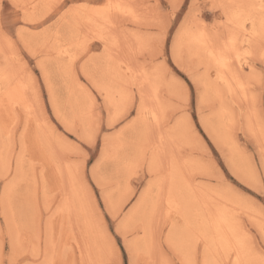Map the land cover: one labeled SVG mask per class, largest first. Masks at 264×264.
<instances>
[{
	"label": "snow or ice",
	"instance_id": "snow-or-ice-1",
	"mask_svg": "<svg viewBox=\"0 0 264 264\" xmlns=\"http://www.w3.org/2000/svg\"><path fill=\"white\" fill-rule=\"evenodd\" d=\"M3 7L4 0H0V9ZM37 8L43 11L37 14ZM11 9L17 13L15 17L0 14V34L9 42L13 53L17 49L23 51L27 48L24 33L51 37L46 39L44 46L59 47L66 70L74 74L80 88L95 106L89 123L81 125L76 121L64 120V127L56 125V134L72 147L75 164L73 183L87 205L92 227L102 238V243H98L94 250L87 236L83 243L78 238L72 243L69 257L66 246L61 252L55 243L49 248L47 242H42L37 252L29 250L20 236L11 232L0 233V264H264V219L248 228L244 226L247 221L235 215L226 221L228 227H218L210 234L191 226L187 231L186 247L177 248L176 255L171 251V230H168V240L161 235L157 241L154 234L148 254H155L156 258L150 262L143 260L144 252L139 246V241L144 238L141 233L146 234L147 225L154 223L158 215L171 217L173 214L174 192L163 173V164L158 163L155 156L149 155L147 151L136 157L116 158L120 172L119 199L113 195L112 189L106 187L99 171L110 142L119 139L120 143H125L127 130L142 122V113L149 110L146 101L150 93L146 86L151 85L153 78H156L174 89V119L182 124L185 137L202 147L206 153L204 159L213 174L225 177L218 187L239 195L243 201L253 205L257 199L255 194L258 193L261 215L264 216V67L257 71L253 61L248 59L256 56L264 65V0L258 3L255 0H221L211 4L210 8H201L193 0H184L182 9L178 4L172 5L171 12L159 19L158 27L152 33L151 67L138 59L121 56L109 48L108 40L105 39V33L109 37L115 35L121 30L125 18L136 15L134 5L113 3L112 0L107 3L101 0H46L42 5L22 4L14 0ZM177 9L180 10L175 20L180 28L177 29L175 24L170 28ZM205 10L219 12L220 15L210 27L207 24L203 29L191 27L193 16L199 18L200 11ZM206 19L212 21L211 16ZM189 28L192 39L186 41L183 36ZM94 39L104 41L103 52L89 47ZM194 50L211 51L217 79L222 80L229 95L242 94L243 99L248 100L249 88L255 80L259 81V131L257 121H253L250 116L247 128L243 120L240 126L244 132L243 140L247 142L250 137H255L259 145V158L255 159L257 153L253 151L251 159H255V166L245 174L236 172L225 154L224 160L228 168L232 169V176H229L224 171L225 164L220 162V157L215 156V149L209 144L210 140L217 144L219 141L209 122L208 101L201 80L187 63V58ZM45 58V53L38 51L32 53L30 60L23 61L24 75L31 81L33 91L42 78L47 80ZM117 64L121 66L122 74L126 70L125 79L128 81V85L122 87L121 103L113 101L107 88L113 66ZM211 67L209 65V70ZM245 67L249 69L247 72L242 71ZM224 94L223 91L219 93L221 98ZM25 99H29L27 94ZM48 99H52L51 92ZM252 99L254 102L255 96ZM22 106L11 100H6L4 104L5 111L10 114L13 108ZM19 119L17 116V121ZM153 121L156 126H160L159 114L154 109L152 120H144L143 124L152 130ZM27 127L25 122L24 132L18 133L21 156ZM94 148L100 153L99 158L94 154ZM158 168L161 171H157ZM142 171L146 183L134 188V180ZM20 173V158L9 154L0 156V187L4 190L6 207L7 198L17 188ZM247 189L252 192H247ZM54 194L59 204L51 208L45 204L41 212L51 214L63 210L68 192L65 190ZM179 207L177 203V215ZM177 256L180 258L177 259Z\"/></svg>",
	"mask_w": 264,
	"mask_h": 264
},
{
	"label": "rangeland",
	"instance_id": "rangeland-1",
	"mask_svg": "<svg viewBox=\"0 0 264 264\" xmlns=\"http://www.w3.org/2000/svg\"><path fill=\"white\" fill-rule=\"evenodd\" d=\"M34 1L32 3H34ZM101 2L105 3L106 0H101ZM172 2L177 3L182 9L184 0H125L124 1L125 4H130L135 6L136 15L135 17L125 18L121 30L115 34V37L119 39V42H117L114 45V47H110V49L118 52L121 56L125 57L126 59L127 58L138 59L142 63L147 64L148 67H151L149 62L151 60L150 47L153 40L152 33L154 29L158 27L159 19L162 16H166L169 12H171V6L173 5ZM193 2L197 5H200L201 8H203L204 6H208L210 8L211 4L218 3L217 0H193ZM12 3H13L12 0H4V7L0 9V14L5 16L15 17L17 13L13 9H11ZM37 3L38 2H36L35 4ZM179 10L180 9H177V11L173 14V19L169 26L170 28L172 24H175L177 29L180 28V25L177 24L175 20V17L179 15ZM42 11L43 9L41 8L35 9V12L37 14H39ZM219 15H220L219 12L213 13L208 10L200 11L199 18H197L195 15L193 16L191 20V27L196 25L197 23H201L204 26L207 24L210 27L211 23L214 22ZM209 16L212 17V21L206 19V17ZM5 27H9V26L5 25ZM24 35L26 38L25 40L29 42V43L27 42V45L29 44L28 47L31 50L27 47L24 48L23 51H19V49H17L16 53H13V50L10 47H8L9 42L4 38L3 34H0V44H1L0 77L4 71L8 72L9 75L16 74L19 78L20 77L23 78V79L20 78L21 79L20 81L22 82L24 81L23 84L25 86L24 88L25 90H22L23 92L21 93L17 92V96H16L17 101H14V103L17 102L15 103L16 105H23L22 107L13 108L11 114L7 112L8 113L7 116L6 113L5 114L2 113L3 111H5L4 106L0 108V116H1L0 123L4 127L5 124L7 123V127H5V130H2L0 124V156L4 154H9L21 159L22 170L19 179L17 181V188L15 191H13L14 198L12 204L14 208L13 214L15 220L17 221V223H20L19 225L23 224L22 225L23 227L21 226L22 229H26L25 231H23V234H25L28 237L29 242H26L28 249L33 250V248H35L34 251L39 252L42 242H47V244L51 245V247L52 244L55 243L56 246L61 250V252H63L66 246L68 248V256L71 257L72 243L76 242L78 238H79V242L83 243L85 237V235L83 234H85L86 232L85 228H83L81 225L77 226L76 223H74V221L77 219V216L74 215L73 211H69V213L58 211L50 214L47 211L41 212V209L45 207V204H47L48 208H51L52 205L54 204H59V201L56 199L54 192H62L66 190L68 192L67 198L69 199V197L71 196L70 194L71 183L68 181L69 180L68 171H70V173L75 177V164L73 161L72 147L71 145L59 139V137L56 134L58 131L56 125H59L61 128L64 127V123H63L64 120H68L69 122L76 121L78 124L83 125L84 123L82 120H84L83 117L87 113L86 106L88 107V105L91 104L92 101L88 98L86 100L87 103L85 104L84 101H82L84 99H80L81 97L87 98V94L80 88L79 84L74 78V74L72 78V75L69 72L66 73V68L64 67V64L62 62L64 58L59 54V47L56 45H49L48 47L44 46L46 39H50L51 37H45L43 35L37 36L29 33H24ZM21 47H23V45H21ZM89 47L100 52L104 51V43H102L101 40L99 39H94L89 45ZM38 51H43L45 53L46 58L44 62L48 70L47 80L45 81L42 78L41 83L37 84L36 90L33 91L31 88V81L28 79V77L24 75L25 69H24L23 61L30 60L32 58L31 53H35ZM194 53L195 50L192 53V55L187 58V63L191 67L192 71L198 74L199 78L201 75L200 80H202V77L209 74L210 79L214 81L217 78L216 68L211 67V70H209L206 59H204L200 55L199 57L197 54L195 55ZM49 56L51 57V59H48ZM248 59L253 61V63L257 68V71L259 70L260 67H264V65L261 64V62L256 56L249 57ZM236 63H238L237 65L239 66V62L237 61ZM248 70L249 69L247 67L242 69V71L244 72H247ZM17 71L20 73H18ZM117 72H118L117 76H116V72L112 73V75H115L116 78V80H114L115 81L114 83L118 84L119 86L122 85L123 87L127 86L128 81L125 79V76L127 75L126 70L125 73L123 74L120 72V70H118ZM228 75H231V73H229ZM118 76H120L119 79L117 78ZM68 78L69 79L72 78V79L68 80ZM25 81L28 82V84ZM74 81L76 82L74 83ZM216 82L218 84L217 87H219L217 94L213 95L212 93H210L209 96L206 94L208 101L207 106L209 108V122L211 126H213L214 130L216 127H218L216 128L215 133L217 134L216 135L217 137L223 138L224 145L223 142H219L217 144L216 142H213L211 140L209 141V144L213 149H215V156L220 157V162L225 164L224 171H226L229 176H232V169L228 168V163L227 161L224 160L225 154L227 155L229 160L230 157L234 156V158L236 159L235 160L236 166L240 165L241 167H244L245 170L248 172L251 167L255 166V159L259 158L258 155L259 145L256 142L255 137H250L247 140V142H245L243 140L244 132L240 130V126H241V121L243 120L244 126L245 128H247L249 116L253 121H258L257 119H260L261 101H260L259 81L258 79L255 80L253 82V86L249 88L248 100H244L242 94L241 95H236L235 93L231 95L227 94L225 85H223L218 80H216ZM42 84L44 85L43 87H41ZM72 86L74 89L69 90L71 89ZM167 86L169 85L166 84L162 86L161 88L162 90L160 92V97H159L162 100L161 102L166 106L164 112L165 118L163 119V122L160 125V127L157 129V127L153 126V129L150 131L149 137L147 138H144L142 135L143 133H141L143 127L141 128V130L140 129L138 130V126L140 124L133 128L134 131L132 129L127 130L126 133L127 141L123 144L119 143L120 147L117 148L119 149L118 153L119 152L122 153L124 150V153H127L128 158L132 157L133 152L129 150L133 149L134 151L136 149L135 145L136 147L137 146L139 147V145L141 144L140 146L142 147V149L144 148V151L149 152L148 154L150 155L151 151H153L154 148L158 145L157 135L159 132H161V128H163L164 133L170 130H171L170 132L173 131L172 129L175 128V124L176 123L178 124V122L174 119L176 115V111L173 106L175 94L170 93V91L167 89ZM50 90L52 94L51 100L48 99ZM70 91H72V93ZM74 91L76 94L73 93ZM221 91L225 93L224 94L225 96H223L222 98L219 97L220 96L219 93ZM22 94L24 96L23 98H22ZM24 94L25 95L27 94L29 99L26 100ZM253 96H255L254 102L252 99ZM1 97L2 94L0 95V98ZM75 98L77 99L79 98V99L77 100ZM89 101L90 103H88ZM70 105L72 106V108ZM55 106L57 107V110ZM27 107H31L33 110L32 109L29 110ZM3 108L4 110L1 111ZM222 108L223 109L225 108L224 112L226 113V115L222 118V122L220 121L221 122L220 124V122H218L216 118L217 115H219L218 112L222 110ZM94 110H95V106L93 105V110L91 114L93 113ZM12 114H14V118ZM63 115L64 117H62ZM105 115H106V111H105ZM17 116H19L20 118L19 121H17ZM25 122L27 123L28 127H27V132L25 133L23 156H21V148H20L21 139L18 133L24 132ZM216 123H218L219 125L218 124L215 125ZM141 126L142 125H140V127ZM135 128H137V130H135ZM137 131H140L139 134L142 136H139V134L136 136V134L138 133ZM257 131H259V121L257 122ZM130 134L133 135V137L132 136L129 137ZM10 135H11V140H9ZM227 136L228 137L230 136L229 137L230 139ZM129 138L131 139L130 142L128 141ZM134 143L136 144L132 145ZM125 144H127V147L128 146L129 147L127 148ZM147 144L148 146H146ZM2 146L4 149L2 148ZM130 147H132V149ZM234 148L235 150L238 149V151L236 150L237 153L234 152L235 151ZM5 149L8 150L7 153ZM173 149L176 152L177 154L176 156L179 159H182L183 161L189 163V168L191 165L190 170L192 174L190 173V170L187 174L189 183H192L194 187L196 186L203 187L205 191H207L206 193H208L207 194L208 198L210 199V197H213V199H210L211 203H215L217 200L218 202H224L223 200L225 199L222 200V196L225 193H229V192L222 190L218 186L224 182L225 177L223 175L216 176L213 174V170L208 166L206 160L204 159L206 153L202 149V147L189 140H187L186 142L185 138H181V139L176 138V143L174 142ZM232 150L233 152H231ZM253 151L257 153L255 159H251ZM93 152L98 158L100 157V153L97 152L95 148L93 149ZM130 152L132 155H129ZM238 153H240L242 157L239 154V158H238ZM123 155L124 154H122L121 156ZM61 157L62 160L60 159ZM111 160L108 161L106 166L102 165L99 171L102 175H104V177H106V180L108 181V183L105 182L106 187L115 190L117 189V187L121 188L120 184L118 185L117 183L119 182L118 178H120V172L118 174L117 171H114L113 163L115 160L113 159L112 162ZM240 161L247 162L246 166H244L245 163L243 165V162ZM163 167L166 168L165 165ZM232 168L234 167L232 166ZM233 179H235L234 176ZM144 183H146V180L144 178V172L142 171L140 173V176L138 178H135L133 187L134 188L138 187L139 185ZM211 189H213V191ZM246 191L249 193L252 192L251 189H247ZM3 193H4L3 187H0V233L6 234L11 232L13 234V230L14 233L18 232V230H16L17 226L16 228L14 227V223L11 222L10 224H8V222H6V220L3 217V209L1 202ZM117 193L119 194L120 192L118 191ZM186 194H187V198L186 200H184L188 212L186 217L184 216L183 218L182 217L183 214L180 212L179 215H177L176 204L173 203L172 216L168 217L166 214L164 216L158 215L153 224V228L155 230H157L159 226L162 225V228L160 227L161 229L159 228L160 229L159 231L158 230L155 231L156 238L160 239L162 235L163 238L166 240L168 230H170L172 227L181 234H183L182 238L178 241V245H180V247L178 246L179 249H184L186 247L187 231L191 226H195L198 230L204 233H209V234L211 233L210 229L207 228L205 223L208 214L206 212H203L201 209L204 207V203L201 200H197L198 198L194 199L190 195V190H188ZM255 195L257 197L256 203L254 205L248 203V205L251 204L249 205V207L251 208V210L248 209L249 212H245L248 211L246 210L247 209L246 207H245L246 208L245 211H242L243 209H241L238 206V204L235 203L237 202L238 198L241 199V197L237 194L230 192V196L232 200L226 201V209L231 211L232 216L235 215L237 218L241 219L242 221H247V223L244 226L248 228H251L253 223L258 225L260 220L264 219V216L261 215V209L259 206L260 198L258 196V193ZM218 196L220 197L221 200L217 198ZM67 198L65 199V202L68 203L71 202V201H67L68 200ZM223 206L225 207L224 204ZM32 208L34 210H31ZM237 208H239L240 211H238ZM72 209L74 208L72 207ZM251 215L252 216L257 215V217L254 216L255 219H253ZM28 216L32 217V219L34 220L36 219V221L34 222V220H31L30 218H28ZM50 219H52L53 221L54 231L53 233H51L49 238H47L45 235L46 232L45 229H46V224ZM26 221L28 222L31 221L30 224H28V229H27ZM32 222H34L33 227L31 226ZM24 224L26 227L24 226ZM19 225L18 228H21ZM97 234L98 233L94 234L93 232L88 233L87 238L91 242V244H92V236H94L95 239H98L97 241H99V236ZM141 235L143 236L144 232H142ZM139 242H141V240ZM171 251L173 255H176L173 249ZM78 256H79V249H77V257ZM155 258H156L155 254L149 255L144 253V255L142 256L143 260L149 262ZM177 259H179L178 256Z\"/></svg>",
	"mask_w": 264,
	"mask_h": 264
},
{
	"label": "bare ground",
	"instance_id": "bare-ground-1",
	"mask_svg": "<svg viewBox=\"0 0 264 264\" xmlns=\"http://www.w3.org/2000/svg\"><path fill=\"white\" fill-rule=\"evenodd\" d=\"M13 2H14V0H12ZM34 0H15V2H19V3H22V4H35L36 2H38L37 4L39 5H42L43 3H45L46 2V0H35L34 1V3H32ZM124 1L125 0H112V2L113 3H124ZM108 2V0H106V2L105 3H107ZM217 2L219 3V2H221V0H217ZM223 2H229V0H223ZM237 2H240V0H237ZM244 2H248V0H244ZM255 2H259V0H255ZM173 3V5L174 4H177V3H174V2H172ZM42 9V8H41ZM135 17V16H134ZM192 27H198V28H201V29H203L205 26L204 25H202L201 23H197L196 25H194V26H192ZM107 36H109L107 33H105V39H107L108 40V44H109V48L110 47H114V45L117 43V42H119V39L118 38H116L115 37V35H112L111 37H107ZM24 38H25V35H24ZM26 39V38H25ZM183 39L184 40H190V39H192V35H191V28H189V30L184 34V36H183ZM29 40V39H28ZM100 40V39H99ZM7 42V41H6ZM26 42H28L27 40H26ZM101 42L102 43H104V41L103 40H101ZM29 43V42H28ZM34 45V44H33ZM0 46H1V44H0ZM28 46H29V44H28ZM27 46V47H28ZM30 46H32V45H30ZM35 46V45H34ZM8 47H9V45H8ZM195 47V46H194ZM29 48V47H28ZM30 49V48H29ZM36 49V48H35ZM31 50V49H30ZM33 51V50H32ZM30 52V51H29ZM194 52V51H193ZM32 54V53H31ZM195 55L197 54L198 56L200 55L201 57H203L204 59H206V62H207V66L209 67V65H211L212 66V68H216V65H215V61L213 60V56H212V53H211V51L209 50V51H203V50H199V51H197V50H195V53H194ZM199 56V57H200ZM50 57V56H49ZM238 64V63H237ZM238 66V65H237ZM65 67V66H64ZM120 65H114L113 66V72L112 73H115L116 72V76H117V74H118V70H120ZM239 67V66H238ZM64 70H65V68H64ZM9 71V70H8ZM48 71V70H47ZM5 72V71H4ZM2 73L1 74V77H7V79H4V78H0V95L2 94V97L0 98V108L2 107V106H4V104H5V101L6 100H11L13 103H14V101H17V92H23L22 90H25L24 88H25V86H24V81L22 82V81H20L21 79H23L22 77H18L16 74H14V75H9L8 74V72H5V73ZM11 72V71H10ZM14 72V71H13ZM18 72V71H17ZM16 72V73H17ZM65 72V71H64ZM68 71L66 70V73H67ZM121 72V71H120ZM18 73H20V72H18ZM17 73V74H18ZM65 73V74H66ZM11 74V73H10ZM69 74V73H68ZM207 74V73H206ZM72 75V78H73V74H71ZM230 76V75H229ZM69 77H70V75H69ZM72 78H70V79H72ZM118 79L120 78V76H118L117 77ZM200 78H201V75H200ZM204 78V79H203ZM17 79V80H16ZM69 78H68V80H70ZM114 80H116V78H115V75H112L111 76V79H110V81H109V83H108V85H107V88H108V91H109V94L112 96V98H113V101L114 102H117V103H121L122 102V99H123V97H122V85H118V84H115L114 82ZM216 80H218L217 78L214 80V81H212L211 79H210V77H209V74H207L206 76H204V77H202V80H201V83H202V85H203V88H204V91H205V94H207L208 96L210 95V93H212L213 95H216L217 94V91L219 90V87H217L218 86V84H217V82H216ZM73 81V80H72ZM117 81H119V80H117ZM219 82H221L223 85H224V83L222 82V80H218ZM26 82V81H25ZM76 81H74V83H75ZM27 84H28V82H26ZM71 83V82H70ZM217 85H216V84ZM78 85V84H77ZM163 85H166L165 83H163L161 80H159V79H156V78H153V82H152V84L151 85H148V86H146L147 88H148V92L150 93V96L147 98V104H148V106H149V110L148 111H146V112H144V113H142V122L140 123V125H142L141 127H140V125L138 126V130L140 129L141 130V128L143 127V129L141 130V133H143L142 135H143V137L144 138H147V137H149V134H150V131L151 130H149L148 128H146L145 126H144V124H143V121L144 120H152V117H153V109L155 110V112L156 113H158L159 114V119H160V125L162 124V122H163V119L165 118L164 117V112H165V109H166V106L161 102L162 100L159 98L160 97V92H161V88H162V86ZM27 87V86H26ZM69 87V86H68ZM224 87V86H223ZM19 89V90H18ZM27 89V88H26ZM49 89H50V87H49ZM72 89H74L73 88V86L71 87V89H69V90H72ZM167 89L170 91V93H172V94H175V92H174V89H173V87L171 86V85H169V86H167ZM166 89V90H167ZM21 90V91H20ZM76 91V90H75ZM75 91L73 92L74 94H76L75 93ZM50 92H51V90H50ZM71 93H72V91H70ZM137 92H138V95H139V91L137 90ZM226 92V91H225ZM80 93V92H79ZM82 94V93H81ZM80 94V95H81ZM249 94V93H248ZM25 95V94H24ZM52 95V94H51ZM72 95V94H71ZM84 95V94H83ZM21 96V95H20ZM225 96V95H224ZM14 97H16V98H14ZM24 96H23V94H22V98H23ZM219 97H221V96H219ZM71 98V97H70ZM89 97L87 96V98H85V97H81L80 99H84V100H82V101H84V103L86 104L87 103V99H88ZM75 99H77V98H75ZM79 99V98H78ZM77 99V100H78ZM222 100V99H221ZM53 101V100H52ZM76 101V100H75ZM80 101V100H79ZM15 103H17V102H15ZM19 103H20V101H19ZM27 103V102H26ZM73 103H74V101H73ZM76 103V102H75ZM88 103H90V101L88 102ZM24 104V103H23ZM77 104V103H76ZM85 104H84V106H85ZM31 106V105H30ZM71 106V105H70ZM9 107H11L10 105H9ZM73 107H74V105H73ZM77 107H78V105H77ZM29 110H31L32 108L31 107H27ZM26 108V109H27ZM55 108H56V110H57V107L55 106ZM71 108H72V106H71ZM86 108H87V113L85 114V116L83 117V119L84 120H82L83 121V123L84 124H87V123H89L90 122V120H91V116H92V114H91V112H92V110H93V105H92V102H91V104H89L88 105V107L86 106ZM225 109V108H224ZM224 109L222 108V110H220L219 112H218V114L219 115H217V120H218V122H222V118L226 115V113L224 112ZM4 110V108L1 110V111H3ZM33 110V109H32ZM82 110V109H81ZM27 111V110H26ZM83 111V110H82ZM85 111V110H84ZM34 112V111H33ZM64 112V111H63ZM74 112V111H73ZM253 112V111H252ZM2 113H6V116H7V112H5V111H3ZM35 113V112H34ZM82 113H84V112H82ZM10 114V113H9ZM76 114V113H75ZM80 114H81V112H80ZM33 115V114H32ZM65 115V114H64ZM64 115L62 116V117H64ZM255 115V114H254ZM12 116H13V118H14V114H12ZM73 116V115H72ZM71 116V117H72ZM1 117V116H0ZM3 117V116H2ZM75 118V117H74ZM9 119H10V117H9ZM33 119V118H32ZM63 119V118H62ZM11 120H12V118H11ZM14 120V119H13ZM258 121H259V119H257ZM4 121V120H3ZM257 121V122H258ZM38 122V121H37ZM221 122H220V124H221ZM1 124V123H0ZM218 123H216L215 125H217ZM219 125V124H218ZM153 126L154 127H157V129L160 127V126H156L155 125V122L153 121ZM136 127V126H135ZM213 127V126H212ZM1 128H2V130H5V127L1 124ZM134 128V127H133ZM132 128V130L134 131V129ZM216 128H218V127H216ZM216 128H215V130H216ZM223 128V127H222ZM175 129V130H174ZM135 130H137V128H135ZM173 131L172 132H170V131H167L166 133H164L163 132V139H161V132H159L158 133V145L154 148V150L153 151H151V153H150V155H154L155 156V158H156V160H157V162L158 163H160V162H162V164H163V166L165 165L166 166V168H164L163 167V173L166 175V177H167V183L172 187V189H173V192H174V202L173 203H175V204H179L180 205V207H179V212L180 213H182L183 215H182V217L184 218V216L186 217L187 216V206L185 205V201L184 200H186V198H187V191L188 190H190V195L194 198V199H197V200H201L203 203H204V207L203 208H201L202 209V211L203 212H206L207 214H208V216L206 217V226H207V228H209L210 229V231H212V230H214V229H216V228H218V227H228L229 225H228V223H226V221L227 220H229L231 217H232V215H231V211L230 210H228V209H226V201H231L232 199H231V196H230V192L229 193H225L223 196H222V200L223 199H225V200H223L224 202H218V200L215 202V203H211L210 202V199H213V197H210V199L208 198V196H207V194L208 193H206L207 191H205V189L203 188V187H194L193 186V184L192 183H189V180H188V178H187V174H188V172H189V170L191 169V165H190V168H189V163L188 162H186V161H183L182 159H179L176 155V152L174 151V142L176 143V138L177 139H181V138H185L186 139V142H187V138L185 137V135H184V133H183V126H182V124L181 123H176L175 124V128H173L172 129ZM217 131H218V129H217ZM129 132V131H128ZM138 132V133H137ZM136 133V136L140 133V131H137ZM229 133V132H228ZM142 135H140L139 134V136H142ZM217 135V134H216ZM228 135V134H227ZM130 136H132L133 137V135H129V137ZM134 136H135V134H134ZM131 137V138H132ZM228 137V136H227ZM230 137V136H229ZM228 137V138H229ZM218 138V140H219V142H223V138H220V137H217ZM133 139H135V138H133ZM132 139V140H133ZM230 139V138H229ZM3 140V139H2ZM130 138H129V142H130ZM229 141H231V140H229ZM134 142H135V140H134ZM120 141H119V139H117V140H114V141H112V142H110V145H109V149H108V152H106L105 153V157H104V162H103V165H107V163H108V161L109 160H115L114 161V171H117V173L119 174V169H118V167L116 166V158H119V159H124V158H128L127 156V153H124V150H123V152L121 153V152H119L118 153V150L119 149H117V148H119L120 147ZM233 143V142H232ZM58 144V143H57ZM136 143H134V144H132V145H135ZM144 144H146V143H144ZM230 144H231V142H230ZM3 145V144H2ZM126 145V147H127V144H125ZM129 145V144H128ZM141 145V144H140ZM139 145V147H141ZM223 145H224V142H223ZM227 145V144H226ZM235 145V144H234ZM4 146V145H3ZM3 146H2V148H3ZM6 146V145H5ZM9 146V145H8ZM130 146H131V144H130ZM146 146H148V144L146 145ZM125 147V146H124ZM129 147V146H128ZM127 147V148H128ZM138 146L136 147V145H135V150L133 151V149H132V147H130L132 150H129V151H132L133 153V156L132 157H136V156H139V155H141L143 152H145L144 151V148L142 149V147L141 148H139ZM230 147V146H229ZM234 147V146H233ZM122 148V147H121ZM120 148V149H121ZM133 148H134V146H133ZM137 148H139V149H137ZM236 148H238V147H236ZM4 149V148H3ZM2 149V150H3ZM115 149H116V151H115ZM125 149V148H124ZM148 149H149V147H148ZM178 149V148H177ZM231 149H232V147H231ZM183 150V149H182ZM234 150H235V148H234ZM237 151H238V149H236ZM236 150L234 151L235 153H237L236 152ZM5 151H6V153H7V151L8 150H6L5 149ZM128 151V152H129ZM150 151V150H149ZM2 152V151H1ZM230 152V151H229ZM231 152H233V150L231 151ZM5 153V152H4ZM110 153V154H109ZM149 153V152H148ZM122 154H124L123 156H121ZM131 154V152H130V154L129 155H132ZM231 154V153H230ZM239 154L240 153H238V158H239ZM20 156V155H19ZM233 156V155H232ZM240 156H241V154H240ZM242 157V156H241ZM241 157H240V159H241ZM129 158H131V157H129ZM244 158H246V157H244ZM112 160H111V162H112ZM235 158H234V156L233 157H230V161H231V163H232V166L234 167V169L236 170V172H239V173H241V174H245L247 171L245 170V168L244 167H241L240 165H238V166H236V164H235ZM238 161H239V159H238ZM240 162H243V161H240ZM197 163V162H196ZM244 163H245V165H244ZM246 163L247 162H243V165L244 166H246ZM250 168V167H249ZM249 168H247V169H249ZM22 170V169H21ZM70 170V169H69ZM60 171V170H59ZM114 171H113V173H114ZM157 171H161V169H157ZM69 172V174H68V176H69V182L71 183V192H70V194H71V196L69 197V199L67 200V201H71V202H65V204H64V208H63V210H61L60 212H68L69 213V211H73V213H74V215L75 216H77V219L74 221V223H76V225L77 226H82L83 228H85V230H86V232H85V234H83V235H85V236H88V233H90V232H93L94 234L95 233H97L94 229H93V227H92V224H91V221H90V218H89V215H88V210H87V205H86V203L83 201V199H82V196H81V193L79 192V190H78V188H76V186L74 185V183H73V181H74V176L70 173V171H68ZM190 173L192 174V172H191V170H190ZM117 174V175H118ZM190 174V175H191ZM101 177H102V179H103V181H104V183L106 182V183H108V181L106 180V177H104V175H102L101 174ZM118 179H120V178H118ZM117 179V180H118ZM119 181V180H118ZM105 183V184H106ZM118 183V185L120 184L119 182H117ZM117 185V186H118ZM201 186V185H200ZM29 188V187H28ZM209 188V187H208ZM29 190V189H28ZM113 190V189H112ZM212 191H213V189H211ZM120 192L119 194L117 193V192ZM232 193V192H231ZM28 195V194H27ZM33 195V194H32ZM113 195L114 196H116L117 197V199H119V197H120V195H121V188H119V187H117V189H115V190H113ZM228 196V197H227ZM220 197H221V195H220ZM220 197L218 196L217 198H219L220 199ZM13 193L10 195V197L9 198H7V207L5 206L6 205V197H5V195H4V193H3V196H2V198H1V202H2V209H3V217H4V219L6 220V222H8V224H10L11 222L12 223H14V227L16 228V226H17V228H16V230H18V232H16V233H14V230H13V234L14 235H18V236H20V238L21 239H23L24 241H25V243L26 242H29L28 241V237L25 235V234H23V231H25L26 229H22V225H19L20 223H17V221L15 220V218H14V208H13V204H12V202H13ZM26 199H27V197H26ZM221 200V199H220ZM28 201V200H27ZM212 201V200H211ZM236 204H238V206L241 208V209H243L242 211H245V209L246 210H251V208L249 207V205H251V204H249L248 205V203H246V202H244L243 200H241V199H237V202H235ZM34 204V203H33ZM223 204L225 205V207L223 206ZM31 205V204H30ZM30 207V206H29ZM72 207L74 208V209H72ZM227 207H228V205H227ZM246 207V208H245ZM28 208V207H27ZM31 208V207H30ZM253 208V207H252ZM31 210H34L33 208L31 209ZM237 210L238 211H240L239 210V208H237ZM249 210L248 211H245V212H249ZM253 210V209H252ZM36 211V210H35ZM201 211V212H202ZM32 212V211H31ZM202 212V213H203ZM5 213H7V215H5ZM61 214V213H60ZM252 216V215H251ZM254 216H256L257 217V215H253L252 217H253V219H255V217ZM58 217V216H57ZM250 217V216H249ZM28 218H30L31 220H34V219H32V217H30V216H28ZM25 219H27V218H25ZM186 219V218H185ZM251 219V218H250ZM29 221V220H28ZM28 221H26V225H27V229H28V224H30V222H28ZM36 221V219L34 220V222ZM254 221V220H253ZM257 221V220H256ZM34 222H32V224H31V226L33 227V223ZM24 223V222H23ZM7 224V225H8ZM21 227V228H18V225ZM25 224H24V226H25ZM61 224V223H60ZM153 224L154 223H149L148 225H147V232H146V234L144 233V235H143V239L141 240V242H139V246L141 247V249L143 250V252L145 253V254H148L149 253V251L151 250V247H152V242H153V236H154V234L156 235V232L155 231H159L161 228H162V225L161 226H159V228L157 229V230H155L154 228H153ZM54 225H53V221H52V219H50L48 222H47V224H46V232H45V235H46V237L47 238H49V236L51 235V233H53V231H54V227H53ZM233 227H235L236 225H232ZM8 227V226H7ZM12 227H13V224H12ZM11 227V228H12ZM26 227V226H25ZM9 228V227H8ZM10 229V228H9ZM37 229V228H36ZM171 230V240L173 241V250H174V252L176 253V251H175V249H177L178 248V246L180 247V245H178V241L182 238V236H183V234H181L180 232H178L177 230H175L173 227L170 229ZM38 231V230H37ZM23 234V235H22ZM69 234V233H68ZM98 235V234H97ZM99 236V235H98ZM91 238V237H90ZM95 237L94 236H92V244H91V242L88 240V242H89V245L90 246H92L93 247V249L95 250V247H96V245L98 244V243H102V238L99 236V241H97L98 239H95ZM157 239V241L159 240V238H156ZM169 239V232H168V234H167V237H166V240H168ZM47 240H50V239H47ZM49 243V242H48ZM51 244V243H50ZM33 246V245H32ZM49 246V248H51V245H48ZM35 247V246H34ZM184 247V246H183ZM175 248V249H174ZM32 249V248H31ZM35 248H33V250H34ZM85 254H86V256H85V258L87 259V251H85ZM178 258H180L179 256H178Z\"/></svg>",
	"mask_w": 264,
	"mask_h": 264
}]
</instances>
